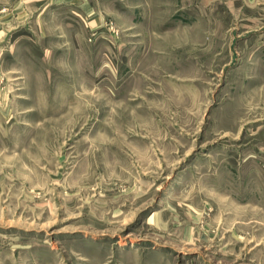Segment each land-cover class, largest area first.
Masks as SVG:
<instances>
[{
    "label": "rangeland",
    "instance_id": "374dc122",
    "mask_svg": "<svg viewBox=\"0 0 264 264\" xmlns=\"http://www.w3.org/2000/svg\"><path fill=\"white\" fill-rule=\"evenodd\" d=\"M0 264H264V0H0Z\"/></svg>",
    "mask_w": 264,
    "mask_h": 264
}]
</instances>
